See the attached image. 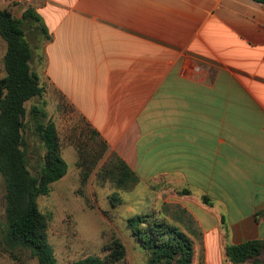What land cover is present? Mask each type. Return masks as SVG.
<instances>
[{
	"label": "crops",
	"instance_id": "1",
	"mask_svg": "<svg viewBox=\"0 0 264 264\" xmlns=\"http://www.w3.org/2000/svg\"><path fill=\"white\" fill-rule=\"evenodd\" d=\"M0 9L41 17L45 94L40 72L138 183L191 191L196 202L182 204L204 233L205 264H232L227 245L264 240L261 3L0 0Z\"/></svg>",
	"mask_w": 264,
	"mask_h": 264
},
{
	"label": "rangeland",
	"instance_id": "2",
	"mask_svg": "<svg viewBox=\"0 0 264 264\" xmlns=\"http://www.w3.org/2000/svg\"><path fill=\"white\" fill-rule=\"evenodd\" d=\"M39 26L32 21L24 24L33 49L35 72L37 62H44L46 40ZM6 49L7 44L0 36V96L4 90ZM40 74L49 90L42 99L27 102L26 108L30 111L32 105L45 101L49 117L58 121L62 155L68 164V173L51 185L48 195L38 199V207L48 221V237L58 264H70L91 255L104 258L116 240L124 245L125 256L115 264H147L149 255L128 226L129 218L135 215H147L151 220L164 221L189 231L195 244L194 264H205L204 233L189 212H185L182 201L186 195L164 183L125 185L117 169L115 154L102 147L101 137L93 133L71 105L66 101L58 104L59 98L54 96L45 72ZM27 120L28 166L34 175H38L45 150L35 134V122L30 116ZM191 194V201L196 202ZM5 195L6 183L0 174V264H38L29 254L13 253L4 246Z\"/></svg>",
	"mask_w": 264,
	"mask_h": 264
},
{
	"label": "trees",
	"instance_id": "3",
	"mask_svg": "<svg viewBox=\"0 0 264 264\" xmlns=\"http://www.w3.org/2000/svg\"><path fill=\"white\" fill-rule=\"evenodd\" d=\"M254 1L264 6V0ZM27 21L38 23L47 35L46 26L33 9L27 10L21 18L10 9H0V36L7 44L3 59L4 90L0 96V174L6 183L3 243L6 250L27 253L38 264H58L48 237V221L38 207V199L48 195L51 185L68 173V164L62 155L56 123L49 117L45 101L32 105L30 111L26 108L27 102L42 99L46 91L40 76L32 68L33 49L24 28ZM29 116L35 122V134L45 150L38 175H34L28 166L25 132ZM93 133L98 135L94 130ZM101 142L107 150L105 141ZM116 158L125 185L137 183L138 176L122 159ZM180 192L191 194L189 189ZM204 201L210 202L206 197ZM128 226L149 255L147 264H194L195 244L189 231L164 221L151 220L147 215L129 218ZM111 246V252L104 258L91 255L70 264H115L124 258L125 248L119 240ZM225 256L232 264H264V240L227 245Z\"/></svg>",
	"mask_w": 264,
	"mask_h": 264
}]
</instances>
